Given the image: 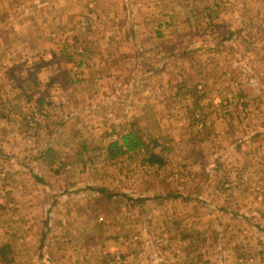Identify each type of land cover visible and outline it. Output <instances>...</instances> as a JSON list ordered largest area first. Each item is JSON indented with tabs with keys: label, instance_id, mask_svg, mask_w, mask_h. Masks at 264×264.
<instances>
[{
	"label": "crops",
	"instance_id": "crops-1",
	"mask_svg": "<svg viewBox=\"0 0 264 264\" xmlns=\"http://www.w3.org/2000/svg\"><path fill=\"white\" fill-rule=\"evenodd\" d=\"M248 11L263 12L264 3L0 0V231L6 236L41 234L42 250L36 264H248V232H252L248 226V198L252 200L249 204L264 205V146L256 153L250 146L254 136L248 137V108H264V50L260 54L245 53L235 51L233 45L240 40L234 30L248 33ZM143 24L168 31L156 53L132 57L137 70L133 67L127 76L166 74L170 80L162 92L168 96L163 95L162 104L171 100L186 107L191 106L193 98L197 110H215L213 118L207 120L203 113L198 119H173L170 122L180 126L179 132L165 126L159 128L162 132L154 128L135 132L131 123L122 130L121 118L118 122L107 119L106 111L112 104L119 110L123 100H132L137 82L127 80L125 96H118L107 107L120 85L114 71L126 70L127 64L117 63V52L98 53V60L121 65L103 75L112 80L100 81L95 78V56L86 53L85 66L79 52L85 43L86 48L90 47L93 40L105 50L117 45L118 40H134L136 45ZM203 29L208 30L212 43L205 41L208 38L202 36ZM190 31H194V40L182 42ZM63 40L71 43V50L76 48L72 53L81 59L77 65H69L71 52L60 53ZM254 41L250 40L251 46L257 45ZM62 55L67 57L68 68L59 69ZM85 67L86 94L92 95L97 80L96 92L102 94L101 102L86 103V114L97 117V122L90 117L84 122L80 111L73 116L70 108L60 107L64 97L53 96L56 92L51 82L63 86L62 78L69 74L73 83L74 75H78L75 70L85 71ZM221 76H227L226 81ZM152 87L148 85V93ZM178 93L184 96L182 102L175 101ZM41 106H48L44 107L46 119L30 127L27 116ZM169 107L162 105L163 110ZM221 108L246 114L240 119V138L231 129L239 124L237 118L216 116ZM160 119L154 117L144 123L151 125ZM189 125L197 126L204 134L192 133ZM91 128L98 129L99 139L86 134ZM130 132L146 146L165 134L177 141L189 136L194 151L165 148L158 153L147 146L126 152L116 157L123 165L127 157L136 154L147 160L151 153L162 160L169 154L177 162L163 160L162 165H150L145 161L136 166L142 170L136 173V181L126 183L124 177H119L117 182H91L87 185L92 188L84 191L86 181L73 179L74 160L94 152L106 157L108 145ZM95 141L107 145L95 151ZM202 159L205 164H200ZM152 170L162 171L161 182L155 181ZM120 187L122 194L113 195L112 189ZM128 189L130 194H125ZM254 263L264 264V260Z\"/></svg>",
	"mask_w": 264,
	"mask_h": 264
},
{
	"label": "rangeland",
	"instance_id": "rangeland-1",
	"mask_svg": "<svg viewBox=\"0 0 264 264\" xmlns=\"http://www.w3.org/2000/svg\"><path fill=\"white\" fill-rule=\"evenodd\" d=\"M258 3L263 4L264 0H256ZM250 2H248L249 4ZM209 20V18H208ZM144 22V21H143ZM141 29L139 40L137 41V44L135 45L133 43L134 40H118L117 45L112 44L107 46L108 49H102L99 48L98 46L94 45L93 43L96 42L97 40L91 41L90 47L88 46L86 48V43L85 47H81V52L79 54H82V58L84 60V64L86 66V53L91 56H95L96 62L94 63V73H95V78L101 80H105V82H108L109 80H112L113 78H103V75H109L110 73L113 72V69L121 67L120 64H115L113 62H106V59H97L98 53H104V52H117V55L119 56L117 58V63L120 61V63L127 64L126 70L121 68L117 69V71H114L118 73V76L120 78H116L118 81L117 83L120 84L115 93V99H108V103L106 104L107 107H109L112 102H115L113 100H117L118 96H125L126 93V86L125 83L127 80L129 81L131 78L133 80H136L137 82V93L134 95L132 100L129 99V101H124L122 103V106H120L122 110H115L113 104L111 106V109L106 111V116L107 119L110 122H118V119H122L121 124H124L122 127L126 130V128L129 127L128 123H131V126L135 129V132H149L152 131L154 128L156 131L162 132L161 129L162 126H165V129L167 130H180V126L174 125V123L170 122L173 119L179 120V118H187V116L198 119L200 114L204 113L205 119L210 120L215 116V110H213L211 107L208 108H203V109H196L194 108V103L192 102V99H190L189 103L191 106H182L181 104H174L173 101H165V103L162 104V98L163 95L167 98V92L163 94L162 90L163 88H167L168 83L167 80H170L166 74H163L161 76H152L150 75H143L145 78H137L136 75H134L135 78L130 76H127L132 68L137 70V62L134 63V60L132 57L135 54L140 53L142 54H152L159 49L160 42L164 39L165 37V31H168L167 29H162V28H152L150 26H146L145 24L139 26ZM188 31V30H187ZM208 30L203 29V34L202 36L208 38V40H205L208 44L209 42H213L212 38L208 36L209 34L206 33ZM237 34L236 36H239V39L234 42L233 45H235L236 49L235 51H242L245 53H248V51H253L254 53L260 54L264 50V43H262V40H264V11L261 12H252L250 13L248 11V33L247 30H234ZM199 31L196 32L197 36H200L198 33ZM194 31H190V35L184 37L182 39V42L188 43L191 40H194L195 34L192 35ZM163 34V35H162ZM183 34V33H182ZM151 35V36H150ZM149 36V38H148ZM147 39V40H146ZM245 40H248V44H244ZM250 40H255L257 45L251 46L249 43ZM61 41V40H60ZM80 42H86V40L82 41L79 40ZM239 41V44L237 45V42ZM181 42V40H180ZM244 42V43H243ZM121 43V44H119ZM203 43L205 44L204 40ZM206 43V44H207ZM119 44V45H118ZM160 45V46H159ZM225 46V45H224ZM223 47V46H222ZM111 48V49H109ZM116 48V50H114ZM154 48V49H153ZM184 48L186 49V45H184ZM225 48V47H224ZM102 49L103 51H100ZM68 50L69 52L72 53V51H75L76 48L71 50V43L68 42V40H63L62 44L60 45V53ZM120 52V53H118ZM250 53V52H249ZM73 54V53H72ZM76 56V53L73 54V59L71 60V63L69 65H77L79 62L80 57H74ZM63 57V55H62ZM69 57V58H70ZM63 60L58 61V64L60 65V68L63 66V68H68L66 66V59L67 57L64 56L62 58ZM105 63L103 66L102 64ZM150 64H155V62L152 60L149 62ZM257 63H259V60H257ZM134 66H133V65ZM204 64V62H202ZM132 65V67H131ZM260 66V64H258ZM96 67V68H95ZM100 68V69H99ZM138 68H140L138 66ZM260 68V67H258ZM85 71H80V69L75 70V73H78V75H74L75 81L71 83V79L69 78V74L63 79V86L61 83H56V82H51L53 84L52 90L56 92V94H53V96L57 95H62L64 97L63 103H60V107H65L70 108V114L73 116L80 111V119L84 120L86 122V118H89L90 114H86V103L90 102H101L102 94L96 92L98 89V80L97 82L93 83L95 89L92 95L86 94V67L84 68ZM125 70V73L123 72ZM120 71V72H119ZM139 72V69H138ZM134 73V72H133ZM131 74V73H130ZM217 76V73H216ZM150 77V78H149ZM199 77V76H198ZM196 78V84L200 81V77ZM93 78V80L95 79ZM223 81H226L227 76H221L220 78ZM193 80V79H192ZM191 80V81H192ZM174 82V81H173ZM102 85V84H100ZM148 85H152V92H147ZM191 87V84L189 85ZM224 86V85H223ZM194 88V87H193ZM196 93L198 96L200 94L197 92V87L195 88ZM156 92V93H155ZM206 91L204 90V95ZM209 95V94H207ZM171 96V92L170 95ZM184 96L181 95V93H178V97L175 96V101H180L182 102ZM88 100V101H87ZM87 101V102H86ZM170 104L169 108L162 109V105H168ZM48 107V106H44ZM43 106L36 110H44ZM35 110V111H36ZM122 113V115L120 114ZM48 115V114H47ZM230 115L234 116L237 118V121L239 124H235L231 126V129L234 130V135H238L240 138L242 130V125H240V119L243 118V115L246 114H239V113H233L232 109L229 108H221L218 110L216 113V116H224V117H230ZM50 116V115H49ZM96 116V115H95ZM198 116V117H195ZM154 117L161 118L159 121H154L151 125L145 124V120L147 119H152ZM95 119V121H98L97 117H94L91 115L90 119ZM169 121V123L166 121ZM165 120V121H163ZM164 122H166L168 125H165ZM223 127H226V125H222ZM188 127H192L193 130H190L192 133L195 132L198 135L199 134H204V131L202 129H197V126L189 125ZM208 130H211V126L206 125ZM137 128L139 131H137ZM84 129L86 130V125L84 126ZM120 129V128H119ZM195 129V130H194ZM87 135L89 134H94L96 137L99 139V134L100 132L96 128H91V131L86 133ZM170 134V133H169ZM264 108H257L254 109L253 106L248 108V137L250 139L251 136H254V139L251 140V145L253 146L252 148L255 149L254 151L257 153L258 150L264 146ZM263 135V136H262ZM165 136L164 138L160 140H156L155 143L150 142L149 143V148L155 149L156 152H161L165 148H171L173 150H177L178 152L182 150H193L194 151V142L193 140H187L190 138L189 136H186V138H179V141L176 139H173L172 137H169L168 134L163 135ZM148 140V139H147ZM170 140V141H168ZM173 143V145H171ZM107 143L103 141H95V144L92 143V146L97 151L98 147H104L106 146ZM155 146V147H154ZM254 152V153H255ZM96 152H94L92 155L88 154L86 158L80 157L76 158L74 160V167L76 168V172L73 177L74 180L77 181H86V190H90L92 187L87 185L91 184V182H97V183H110V182H117L119 177H124V180L127 181L126 183H130L132 181L137 180V174L140 173V168L136 166H141L145 162V158L138 156V155H133L132 158L127 157L125 160L124 165L122 164L123 161H121V158H114L111 159L110 156L106 157H100L99 155H95ZM177 153V152H176ZM120 157V156H119ZM164 163H172L177 162L175 161L169 154L163 155ZM116 159H120V162H118ZM162 158L161 161L163 162ZM85 163V164H83ZM206 161L203 159L201 160L200 164H205ZM178 164V163H177ZM87 166V168H86ZM88 169V171H86ZM124 171L123 173H121ZM87 172V173H86ZM162 171L157 173L156 171L152 170V175L155 176V181L161 182L160 180V174ZM86 178H85V176ZM76 178V179H75ZM123 182V181H122ZM118 189V188H117ZM127 190L125 194H130ZM82 191V190H81ZM257 191V190H252ZM124 192V191H123ZM112 194H116V196H120L118 194L121 193V187L115 191V189H112ZM124 194V193H123ZM248 194L250 193V190H248ZM251 198H248V216L251 218L250 221H248V226H250L252 232L249 234L248 232V264H255L254 262H260V260H264V205H253L249 204L251 202ZM254 229V230H253ZM41 242H42V235L38 234L37 236L34 237H24V236H6L2 231H0V248L3 247L4 245H7L9 247V251L6 253L5 258L9 261V263L3 262V259L0 257V264H36V262L40 259L39 254L41 253ZM83 252L80 253V258L82 257ZM93 259H99V258H93ZM92 259V260H93ZM45 260H49L48 258H45ZM41 261L42 258H41Z\"/></svg>",
	"mask_w": 264,
	"mask_h": 264
},
{
	"label": "trees",
	"instance_id": "trees-1",
	"mask_svg": "<svg viewBox=\"0 0 264 264\" xmlns=\"http://www.w3.org/2000/svg\"><path fill=\"white\" fill-rule=\"evenodd\" d=\"M147 146L143 144L139 136H136L133 132H130L126 135H123L122 138L119 140V142L115 141L108 145L107 147L108 156H110L111 159H114L117 156H121L122 154H125L126 152L144 149ZM145 161L150 165H154V164L162 165L163 163L161 161V157L158 154H153V153L149 154L147 160L145 158ZM8 251H9V247L7 245H4L3 247L0 248V257L3 259V262L5 263H9V261H11L5 258V255Z\"/></svg>",
	"mask_w": 264,
	"mask_h": 264
},
{
	"label": "built area",
	"instance_id": "built-area-1",
	"mask_svg": "<svg viewBox=\"0 0 264 264\" xmlns=\"http://www.w3.org/2000/svg\"><path fill=\"white\" fill-rule=\"evenodd\" d=\"M47 114L46 110H36L27 116L26 121L30 127H33L37 123H42L46 119Z\"/></svg>",
	"mask_w": 264,
	"mask_h": 264
}]
</instances>
